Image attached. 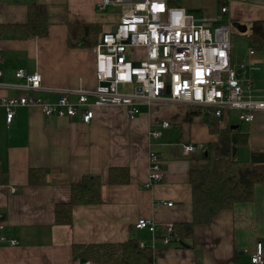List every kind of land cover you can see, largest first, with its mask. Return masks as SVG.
<instances>
[{
	"label": "crops",
	"instance_id": "obj_1",
	"mask_svg": "<svg viewBox=\"0 0 264 264\" xmlns=\"http://www.w3.org/2000/svg\"><path fill=\"white\" fill-rule=\"evenodd\" d=\"M102 2L0 0V98L24 95L53 102L61 92L93 91L95 46H75L78 42L68 37V27L100 25L102 36L111 31L127 8L103 7ZM184 3L191 12L210 14L198 18H213L225 6L227 12L220 18L242 31L253 22H264V0H210L207 9L203 0H180V8L188 12ZM33 7L44 9L45 36L38 34L40 25L30 21ZM18 70L39 74L41 90L8 87L17 83ZM92 113V120L84 124L80 118H47L39 108L20 107L7 124L0 106L2 233L18 242L14 247L0 243V264H98L80 247L117 246L130 239L152 251V264H251L258 243L264 258L262 185L255 187L251 202L219 213L208 225L195 226L192 239L181 241L173 235L163 243L165 225L192 222L190 165L204 155L200 148L207 149L217 139L196 108L158 101L140 106L134 120L126 118L121 106L96 107ZM163 122L170 127L161 128ZM239 123L227 126L246 135V145L237 147L235 155L248 162L252 153L264 152V114L255 115L251 124ZM150 132L161 136L153 139ZM182 145L195 147L193 156L184 157ZM151 152L160 158L162 180L146 190ZM119 169L127 171L128 184L110 185V170ZM87 177L100 180V203L74 206L70 224H56V206L69 203L71 187ZM139 219L154 223L155 235L135 230Z\"/></svg>",
	"mask_w": 264,
	"mask_h": 264
},
{
	"label": "built area",
	"instance_id": "obj_2",
	"mask_svg": "<svg viewBox=\"0 0 264 264\" xmlns=\"http://www.w3.org/2000/svg\"><path fill=\"white\" fill-rule=\"evenodd\" d=\"M108 4L127 10L114 32L105 33L93 48L97 87L91 92H61L53 102L35 96L2 97L0 106L6 111L7 124L20 107L39 108L47 118H80L88 124L93 108L114 105L124 107L126 118L134 120L140 106L158 101L196 108L201 118L218 125L225 122L224 126L229 124L231 112L245 124L253 123L255 115L264 114V91L257 97L256 84L245 77V71L264 63V58L256 59L257 51L252 48L244 61L232 62L231 22L216 26V18H194L182 8L167 7L165 0H103V7ZM226 12V7L221 6L219 15ZM14 79L17 83L8 86L13 90H41L39 74L18 70ZM160 127L167 129L170 125L163 122ZM149 136L157 139L161 134L150 132ZM200 149L207 153L205 148ZM195 150L192 145L181 147L186 158L193 156ZM148 164L146 190L162 180L158 155L149 153ZM10 191L15 193L16 189ZM3 225L0 212V243L17 246V241L4 237ZM134 229L147 230L152 235L156 232L155 224L146 219L137 220ZM164 231L163 243L167 245L173 239L174 226L165 225ZM138 246L145 248L142 243ZM250 263L264 264L260 243L256 244Z\"/></svg>",
	"mask_w": 264,
	"mask_h": 264
},
{
	"label": "trees",
	"instance_id": "obj_3",
	"mask_svg": "<svg viewBox=\"0 0 264 264\" xmlns=\"http://www.w3.org/2000/svg\"><path fill=\"white\" fill-rule=\"evenodd\" d=\"M180 0H174L167 7L179 6ZM31 12L36 14L31 16ZM44 9L33 7L30 11V21L40 25L38 34L46 35ZM243 30V29H242ZM77 33H81L77 37ZM74 38L75 46L92 48L101 39L100 25H85L68 27V37ZM248 38L253 49L264 52V22H253L249 28ZM73 45V44H72ZM209 126L210 132L216 135L214 143L209 144L207 153L200 160L192 163L189 169L191 189L192 222L174 227V236L183 241L193 238L195 226L208 225L214 217L223 211L231 210L237 204L253 200L257 185L264 187V152H254L248 162L232 157V148L246 145V135L232 131L228 126L220 128L217 122ZM126 170H110L108 182L110 185L128 184ZM31 183V175L29 177ZM101 183L97 178L87 177L71 187L70 202L56 206L55 223L69 225L71 211L78 205H96L101 201ZM83 252H89L98 264H152V251L139 248L134 239L121 245H100L80 247Z\"/></svg>",
	"mask_w": 264,
	"mask_h": 264
},
{
	"label": "rangeland",
	"instance_id": "obj_4",
	"mask_svg": "<svg viewBox=\"0 0 264 264\" xmlns=\"http://www.w3.org/2000/svg\"><path fill=\"white\" fill-rule=\"evenodd\" d=\"M203 2L206 5L205 9H207V7H208L207 5L209 4L210 0H203ZM183 6L186 7V9L188 10L187 13L193 15L194 18H198L201 16H210L209 13H207V12L205 13L203 10H199V12H197L198 10H194L193 12H191V10L189 9L190 6H188L186 3H184ZM125 10H123V11H125ZM213 18L217 19V22L215 24L216 26H220L226 22V18L225 17L220 18L219 14L217 12H216V14H214ZM241 28L242 27H240V28L234 27L233 24H231L230 44L232 46L231 59H232L233 63L234 62L238 63V62L244 61L245 58L247 57L248 51L253 48V44H252L251 40L248 38L249 27H246V32L242 31ZM263 53L264 52L257 51L256 59L262 60L264 58ZM245 77L250 78L254 81V83L256 84V89L258 91L257 93H255V95L257 97L261 96L262 92L264 91V63H259V64H257V66L248 68L245 71ZM229 124L230 125H238V126L240 124L239 121L237 120L236 114L234 112L230 113Z\"/></svg>",
	"mask_w": 264,
	"mask_h": 264
},
{
	"label": "water",
	"instance_id": "obj_5",
	"mask_svg": "<svg viewBox=\"0 0 264 264\" xmlns=\"http://www.w3.org/2000/svg\"><path fill=\"white\" fill-rule=\"evenodd\" d=\"M238 26H239L238 24H235V27H238ZM114 30H115V27H113V28L111 29V32H114ZM244 32H246V30H244ZM206 123H207L209 126H213V125H214L213 122L208 121V120H206ZM237 129H238V127H236V126H232V127H231V130H237ZM235 154H236V148H232V157H234Z\"/></svg>",
	"mask_w": 264,
	"mask_h": 264
}]
</instances>
